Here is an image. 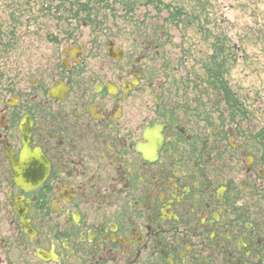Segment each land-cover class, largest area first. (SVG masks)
I'll return each instance as SVG.
<instances>
[{
	"label": "flooded vegetation",
	"instance_id": "1",
	"mask_svg": "<svg viewBox=\"0 0 264 264\" xmlns=\"http://www.w3.org/2000/svg\"><path fill=\"white\" fill-rule=\"evenodd\" d=\"M84 21L0 74V264H264V130Z\"/></svg>",
	"mask_w": 264,
	"mask_h": 264
},
{
	"label": "rangeland",
	"instance_id": "2",
	"mask_svg": "<svg viewBox=\"0 0 264 264\" xmlns=\"http://www.w3.org/2000/svg\"><path fill=\"white\" fill-rule=\"evenodd\" d=\"M176 7L188 24L171 19ZM84 20L91 27L84 36L97 26L117 42L153 37L175 60L177 80L199 79L216 111L225 105L241 124L264 130V0H0V74L51 57L62 30ZM214 63L229 103L209 74Z\"/></svg>",
	"mask_w": 264,
	"mask_h": 264
},
{
	"label": "trees",
	"instance_id": "3",
	"mask_svg": "<svg viewBox=\"0 0 264 264\" xmlns=\"http://www.w3.org/2000/svg\"><path fill=\"white\" fill-rule=\"evenodd\" d=\"M83 9H85V8H83ZM181 13H182V10H179V7H176L173 11V14H171V19L178 21V22L183 20V22H182L183 24H185V23L188 24L189 15L185 14L183 16V14H181ZM213 60H214V62H216L215 58ZM212 66H213V68L210 67V69H209V74L211 75V78H214L217 80V82H215L217 88H219L221 90V93L226 95L225 100H227V103H229L231 101L232 96L230 95V92L227 89V87L223 81V78H221V74L218 72V67L216 66L215 63ZM219 68H221V67H219ZM243 107H244V104L243 103L240 104V102H239L240 113L244 111ZM230 108L234 109V106L231 105Z\"/></svg>",
	"mask_w": 264,
	"mask_h": 264
}]
</instances>
